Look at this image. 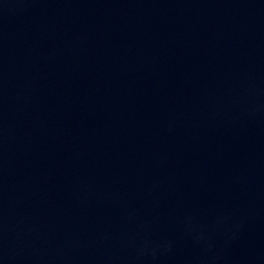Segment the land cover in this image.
Masks as SVG:
<instances>
[{
  "label": "water",
  "instance_id": "95a60500",
  "mask_svg": "<svg viewBox=\"0 0 264 264\" xmlns=\"http://www.w3.org/2000/svg\"><path fill=\"white\" fill-rule=\"evenodd\" d=\"M0 264H264V0H0Z\"/></svg>",
  "mask_w": 264,
  "mask_h": 264
}]
</instances>
